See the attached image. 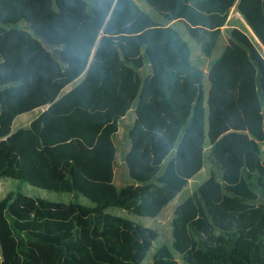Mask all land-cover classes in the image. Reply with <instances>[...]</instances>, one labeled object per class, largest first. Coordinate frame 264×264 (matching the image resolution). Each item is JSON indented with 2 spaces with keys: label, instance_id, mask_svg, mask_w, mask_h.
Returning <instances> with one entry per match:
<instances>
[{
  "label": "trees",
  "instance_id": "obj_1",
  "mask_svg": "<svg viewBox=\"0 0 264 264\" xmlns=\"http://www.w3.org/2000/svg\"><path fill=\"white\" fill-rule=\"evenodd\" d=\"M145 2L164 22L135 0H0V181L75 197L2 199L0 264H143L159 232L108 210L157 218L205 168L208 145L211 176L176 208L152 264H264V56L234 28L206 92L169 26L183 22L212 58L236 7L264 48V0ZM132 109L133 184L118 189L114 136Z\"/></svg>",
  "mask_w": 264,
  "mask_h": 264
},
{
  "label": "rangeland",
  "instance_id": "obj_2",
  "mask_svg": "<svg viewBox=\"0 0 264 264\" xmlns=\"http://www.w3.org/2000/svg\"><path fill=\"white\" fill-rule=\"evenodd\" d=\"M138 5L147 13H149L154 19L158 21L164 22V19L159 16L146 2L145 0H135ZM230 15H232L230 13ZM230 17V16H229ZM231 22L229 23V28H226V30H223L220 42L218 43V46L215 50L214 57L219 58L221 56L222 52L224 51L225 47L227 46L229 39L231 37V31L227 30L230 29L232 26H236L237 28L241 29L245 33H247L249 36H251L253 39H255L256 43L260 47V50L264 56V48L261 47V45L258 43L256 38L250 33L248 28L240 21V18L236 16L234 13ZM181 33L188 39V43L190 44L192 48V58L193 61L198 64L205 72V90L208 91L209 83H208V71L210 68V58H205L202 55L200 46L197 44V42L191 38V36L188 33L187 27L185 25L179 26ZM232 29V28H231ZM151 74V67L149 64L145 67L144 70H142L141 75L145 79L148 75ZM77 83L74 85L68 87L66 89L69 90L70 88L74 87ZM34 116L33 112L24 114L20 117L24 118L25 120L30 119ZM18 120H15L13 129L16 131L19 127L22 128L26 124H21L19 127L17 126ZM135 122V112L134 109L128 113V116L125 121L120 123V133L121 135H118L115 138V144L117 146V155H116V165H115V179L114 184L118 189H121L123 187H126L130 184H133V181L131 180L128 168L126 165L123 166L122 160L126 158L125 155H123L124 149H126V143H129V137L128 134L124 135L126 132V129L128 127H132ZM125 139V142H124ZM122 143L125 146H122ZM129 150V147H128ZM209 145L206 149V161H205V168L190 182L189 186L186 187L177 197L176 199L168 205L167 209L163 213V215L160 218L157 219H149V218H142L134 214H130L127 211L118 209V208H110L108 210V213L119 215L125 218H128L138 224H141L145 227L155 229L159 232V239L154 243L153 249L150 252L148 258L143 264H152L154 255L157 251V249L163 245V244H171L173 241V228H172V221L174 218V212L176 208L185 202L194 192H196L199 187L205 183L211 176V170L212 165L209 161ZM174 156V154L165 162V166L169 163L171 158ZM22 192L26 195L32 196V197H41L45 198L50 201L54 202H63V203H69L75 199L74 195L72 194H57L53 192H48L40 189H36L28 184L22 183L20 181H16L13 179H3L0 181V201L4 199L9 193L11 192ZM80 202L83 204L90 206L91 202L87 199L80 198ZM177 258L181 264H184L182 258L177 255Z\"/></svg>",
  "mask_w": 264,
  "mask_h": 264
},
{
  "label": "crops",
  "instance_id": "obj_3",
  "mask_svg": "<svg viewBox=\"0 0 264 264\" xmlns=\"http://www.w3.org/2000/svg\"><path fill=\"white\" fill-rule=\"evenodd\" d=\"M236 14V16L237 17H239L238 15H237V8L236 7H234L233 9H232V11H231V14L232 15H230V17H229V20H228V23H227V25L222 29V33H223V30L225 29L226 30V28H229V23L231 22V20H232V18L233 17H231V16H233V14ZM158 14V13H157ZM160 16V15H159ZM161 18H162V16H160ZM240 18V21L247 27V23L245 22V20L242 18V16L241 17H239ZM156 20V19H155ZM158 21V20H157ZM158 22H162V21H158ZM180 25H185L183 22H181V21H174V22H172V23H170L169 24V26H171V27H173V28H175V29H177L180 33H181V30H180V28H179V26ZM186 27V26H185ZM249 27V26H248ZM232 28V29H231ZM230 29H227V30H230V31H232L234 28H237L236 26H232ZM224 30V31H225ZM181 35H182V37L186 40L187 38L181 33ZM188 40V39H187ZM186 40V41H187ZM229 43V42H228ZM215 53V52H214ZM223 53V52H222ZM222 55V54H221ZM220 57V56H219ZM211 59V62H210V67H211V64H212V62H214L215 60H217L218 58H216L215 59V57H214V55L212 56V58H210ZM210 69V68H209ZM73 88V87H72ZM72 88H70L69 90H67L66 92H68V91H70ZM48 109V107H44V108H40V109H36V110H34V111H32L33 112V114H34V116L32 117V118H30V119H27V120H25L24 118H22V117H17V119L16 120H18V122H17V126L19 127L21 124H26L24 127H22V128H27V127H29V125L31 124V122H33L36 118H38L42 113H44L46 110ZM133 110V109H132ZM131 110V111H132ZM135 112V111H134ZM22 116V115H21ZM128 116V115H127ZM127 116L124 118V119H122L121 121H120V123L121 122H123V121H125L126 120V118H127ZM135 121H136V115H135ZM120 123H119V131H118V133L114 136V143H115V138L118 136V135H121V133H120ZM135 123V122H134ZM133 127V126H132ZM131 127V128H132ZM22 128H18L17 130H19V129H22ZM130 127H128V129H126V132L124 133V135H129V131H130V129H131ZM16 130V131H17ZM124 142H125V139H124ZM129 143H126V149H124V152H123V155H125V153H127L128 154V152H129V150H130V148H131V143H130V141H128ZM115 146H116V144H115ZM122 146H125L123 143H122ZM128 147H129V150H128ZM116 149H117V146H116ZM117 155V154H116ZM126 156V155H125ZM116 161V160H115ZM122 164H123V166L124 165H126V162H125V160H124V158H123V160H122ZM115 165H116V163L114 164V170H115ZM115 179V178H114ZM192 181V180H191ZM190 181V182H191ZM190 184V183H189ZM131 185V184H130ZM189 186V185H188ZM187 186V187H188ZM170 205V204H169ZM168 207V206H167ZM167 207L162 211V213L157 217V218H160L162 215H163V213L165 212V210L167 209ZM157 218H155V219H157Z\"/></svg>",
  "mask_w": 264,
  "mask_h": 264
},
{
  "label": "bare ground",
  "instance_id": "obj_4",
  "mask_svg": "<svg viewBox=\"0 0 264 264\" xmlns=\"http://www.w3.org/2000/svg\"><path fill=\"white\" fill-rule=\"evenodd\" d=\"M247 28H248V30L250 31V33L256 38V40L258 41V43H260L259 42V40L257 39V37L253 34V32H252V30H251V28L250 27H248V25H247Z\"/></svg>",
  "mask_w": 264,
  "mask_h": 264
},
{
  "label": "built area",
  "instance_id": "obj_5",
  "mask_svg": "<svg viewBox=\"0 0 264 264\" xmlns=\"http://www.w3.org/2000/svg\"><path fill=\"white\" fill-rule=\"evenodd\" d=\"M237 15H238L239 17H241V15H240L239 13H237Z\"/></svg>",
  "mask_w": 264,
  "mask_h": 264
}]
</instances>
